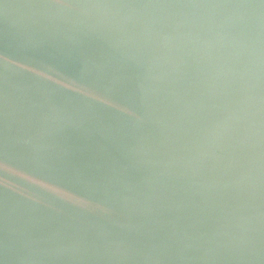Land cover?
<instances>
[{
	"label": "water",
	"instance_id": "95a60500",
	"mask_svg": "<svg viewBox=\"0 0 264 264\" xmlns=\"http://www.w3.org/2000/svg\"><path fill=\"white\" fill-rule=\"evenodd\" d=\"M0 264H264V0H0Z\"/></svg>",
	"mask_w": 264,
	"mask_h": 264
}]
</instances>
